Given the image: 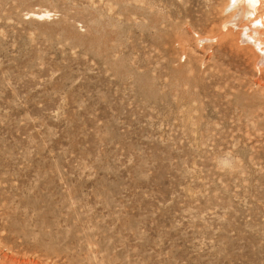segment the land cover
<instances>
[{
    "label": "rangeland",
    "instance_id": "obj_1",
    "mask_svg": "<svg viewBox=\"0 0 264 264\" xmlns=\"http://www.w3.org/2000/svg\"><path fill=\"white\" fill-rule=\"evenodd\" d=\"M248 2L0 0V264H264Z\"/></svg>",
    "mask_w": 264,
    "mask_h": 264
},
{
    "label": "bare ground",
    "instance_id": "obj_2",
    "mask_svg": "<svg viewBox=\"0 0 264 264\" xmlns=\"http://www.w3.org/2000/svg\"><path fill=\"white\" fill-rule=\"evenodd\" d=\"M243 1H244V0H243ZM254 1H255V0H254ZM254 1H253V0H251V1L249 0L248 3H249L250 5H251V3H252V5L255 6ZM262 4H263V3H262ZM262 4H261V5H262ZM263 7H264V6H263ZM244 9H245V8H244ZM258 9H259V8H258ZM244 11H245V10H244ZM242 12H243V11H242ZM248 13H249V12H248ZM256 13H257V12H256ZM253 16H254V15H253ZM253 19H254V18H253ZM253 19H252V20H253ZM254 23H255V22H254ZM254 23H253V24H254ZM260 23H261V22H260ZM262 24H263V23H262ZM246 25H247V24H246ZM246 25H245V26H246ZM255 25H256V24H254V27H255ZM258 25H260V24H258ZM243 26H244V25H243ZM250 26H251V25H250ZM252 26H253V25H252ZM258 27H259V26H258ZM256 28H257V27H256ZM256 28H255V29H256ZM252 29H253V28H252ZM259 30H260V29H259ZM263 31H264V30H263ZM259 32H260V31H259ZM262 34H263V33H262ZM245 35H246V34H245ZM255 35H256V34H255ZM256 38H257V37H256ZM260 39H261V38H260ZM248 40H249V39H248ZM258 40H259V38H258ZM250 41H251V40H250ZM254 42H255V41H254ZM256 42H258V41H256ZM257 44H258V43H257ZM261 44H262V43H261ZM258 45H259V44H258ZM255 46H256V45H255ZM261 53H262V59H263V61H264V52H263V50H261Z\"/></svg>",
    "mask_w": 264,
    "mask_h": 264
}]
</instances>
